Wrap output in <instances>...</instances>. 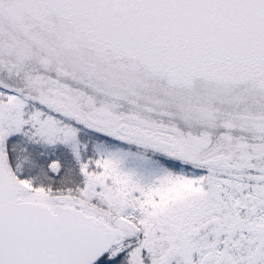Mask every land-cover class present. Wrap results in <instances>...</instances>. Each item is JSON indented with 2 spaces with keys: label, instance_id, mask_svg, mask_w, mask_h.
Here are the masks:
<instances>
[{
  "label": "snow or ice",
  "instance_id": "snow-or-ice-1",
  "mask_svg": "<svg viewBox=\"0 0 264 264\" xmlns=\"http://www.w3.org/2000/svg\"><path fill=\"white\" fill-rule=\"evenodd\" d=\"M0 264H264V0H0Z\"/></svg>",
  "mask_w": 264,
  "mask_h": 264
}]
</instances>
